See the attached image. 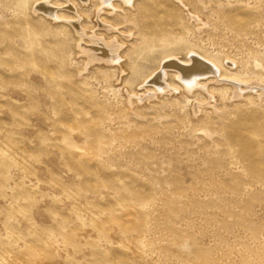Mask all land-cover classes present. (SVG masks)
I'll list each match as a JSON object with an SVG mask.
<instances>
[{"label": "rangeland", "instance_id": "374dc122", "mask_svg": "<svg viewBox=\"0 0 264 264\" xmlns=\"http://www.w3.org/2000/svg\"><path fill=\"white\" fill-rule=\"evenodd\" d=\"M45 1L0 0V264H264V95L219 87L215 110L136 68L196 49L264 80V0L104 12L131 39L132 84L84 70L70 27L32 9Z\"/></svg>", "mask_w": 264, "mask_h": 264}, {"label": "bare ground", "instance_id": "6f19581e", "mask_svg": "<svg viewBox=\"0 0 264 264\" xmlns=\"http://www.w3.org/2000/svg\"><path fill=\"white\" fill-rule=\"evenodd\" d=\"M90 1L62 0V2H52L53 4L45 1L36 4L32 9L47 16L51 15L53 19H58V22L70 27L74 36L73 47L85 61L84 70L94 62L111 64L118 69L120 77L126 78V82L132 84L136 76H130V68L126 60L127 55L132 56L128 51L131 39L127 40L129 37L124 32H120L113 23L106 20L104 12L111 14L121 5L131 4L133 0H96L93 11L94 25L92 28H88L82 14L81 3H90ZM54 4L58 7L65 6L69 11L58 14L54 11ZM159 54L161 55L151 54L145 65L139 64L136 67L141 71L149 70L142 74L141 81H144V88L147 91H178L187 97L205 94L211 97L206 100L204 98V104L215 110V89L219 87L229 89L231 93L229 96L234 98H241L244 93L254 95L258 99L264 95V80L243 79L237 75L226 73V69H232L235 62H219L196 49H190L184 58H180L176 52L168 55H163L161 52ZM149 65L152 68H148ZM148 74L152 75L146 80ZM133 86L135 89L137 88L135 83ZM192 102L195 106L203 104Z\"/></svg>", "mask_w": 264, "mask_h": 264}]
</instances>
